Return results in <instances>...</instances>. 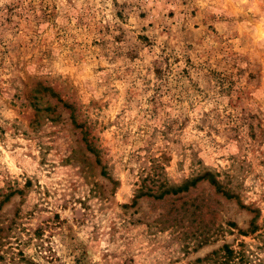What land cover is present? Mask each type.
Returning <instances> with one entry per match:
<instances>
[{"label":"rangeland","instance_id":"rangeland-1","mask_svg":"<svg viewBox=\"0 0 264 264\" xmlns=\"http://www.w3.org/2000/svg\"><path fill=\"white\" fill-rule=\"evenodd\" d=\"M224 244L264 264V0H0V264Z\"/></svg>","mask_w":264,"mask_h":264},{"label":"trees","instance_id":"trees-1","mask_svg":"<svg viewBox=\"0 0 264 264\" xmlns=\"http://www.w3.org/2000/svg\"><path fill=\"white\" fill-rule=\"evenodd\" d=\"M254 228L255 227L253 226L251 230H254ZM221 250L223 251V256H218L217 252H212V254L205 256L204 258L196 259L192 264H204L205 262L211 264H251L247 255L242 251H235L225 244L222 245ZM214 255L217 256L216 259L212 258Z\"/></svg>","mask_w":264,"mask_h":264}]
</instances>
